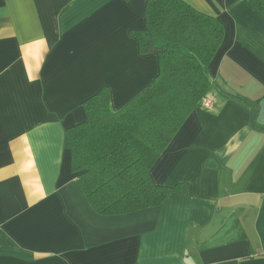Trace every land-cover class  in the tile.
<instances>
[{"label":"crops","instance_id":"obj_1","mask_svg":"<svg viewBox=\"0 0 264 264\" xmlns=\"http://www.w3.org/2000/svg\"><path fill=\"white\" fill-rule=\"evenodd\" d=\"M148 0H0V264H264V19L249 0H183L218 18L214 102L192 112L151 170L186 185L158 207L99 215L65 131L102 89L121 110L155 80ZM258 126V128H259Z\"/></svg>","mask_w":264,"mask_h":264},{"label":"trees","instance_id":"obj_2","mask_svg":"<svg viewBox=\"0 0 264 264\" xmlns=\"http://www.w3.org/2000/svg\"><path fill=\"white\" fill-rule=\"evenodd\" d=\"M249 2L264 19V0ZM145 20L135 35L142 53L159 58L155 80L118 111L102 89L84 102L86 120L65 131L78 184L103 216L158 207L171 192H186L185 184H155L151 170L210 93V65L225 38L218 18L183 0H148ZM239 98L251 107V127L264 130L257 123L259 101Z\"/></svg>","mask_w":264,"mask_h":264},{"label":"built area","instance_id":"obj_3","mask_svg":"<svg viewBox=\"0 0 264 264\" xmlns=\"http://www.w3.org/2000/svg\"><path fill=\"white\" fill-rule=\"evenodd\" d=\"M200 104L202 107H204L206 109H210V108H212L214 102L211 98L206 97Z\"/></svg>","mask_w":264,"mask_h":264}]
</instances>
